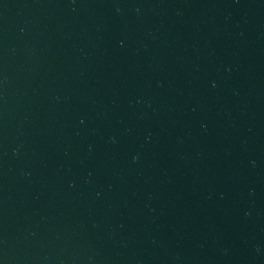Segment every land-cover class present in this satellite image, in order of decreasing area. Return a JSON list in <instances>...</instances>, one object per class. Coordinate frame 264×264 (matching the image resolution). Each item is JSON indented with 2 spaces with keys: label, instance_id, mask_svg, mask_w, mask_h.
I'll return each mask as SVG.
<instances>
[{
  "label": "water",
  "instance_id": "1",
  "mask_svg": "<svg viewBox=\"0 0 264 264\" xmlns=\"http://www.w3.org/2000/svg\"><path fill=\"white\" fill-rule=\"evenodd\" d=\"M0 264H264V0H0Z\"/></svg>",
  "mask_w": 264,
  "mask_h": 264
}]
</instances>
